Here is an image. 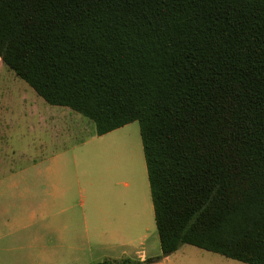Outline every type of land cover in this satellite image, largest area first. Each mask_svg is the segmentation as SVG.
<instances>
[{
    "label": "trees",
    "instance_id": "16d2710c",
    "mask_svg": "<svg viewBox=\"0 0 264 264\" xmlns=\"http://www.w3.org/2000/svg\"><path fill=\"white\" fill-rule=\"evenodd\" d=\"M0 58L99 137L139 122L164 254L264 264V0H0Z\"/></svg>",
    "mask_w": 264,
    "mask_h": 264
},
{
    "label": "crops",
    "instance_id": "0c3cea01",
    "mask_svg": "<svg viewBox=\"0 0 264 264\" xmlns=\"http://www.w3.org/2000/svg\"><path fill=\"white\" fill-rule=\"evenodd\" d=\"M1 61L0 58V222L3 228L11 230L14 226V231L18 232L36 224L53 226L59 234L60 241L66 244V254L64 258L63 252L57 247L53 252L51 264H71L75 250L85 251L84 245L79 247L74 244V226L79 222L84 228L82 240H86L88 245L93 242L104 247L141 250L136 252L135 261L158 259L151 264H175L172 262L174 254L166 257L163 253L160 238L151 242L148 249L145 248L153 231L151 222L149 227L146 226V220H151L153 216L155 219L148 176L146 182L137 186V177L134 178L131 173V180L123 183L125 191H122V194H125V197L128 194L129 197L130 193H135L136 197L143 201L142 210L137 207L134 211L126 203H123L122 207L119 194L112 202L114 212L111 219L105 215L101 217L94 185L88 178V170L83 164L88 162L89 157L96 156L94 143L110 133L99 137L95 127L92 135L75 141L69 149L56 150L49 156L40 154L39 161L35 162L33 169H11L10 129L21 130L27 129L28 126L47 127L49 121L57 139L62 131L71 133L74 127L89 130L92 124H85L76 118L73 119V128H70L61 122L71 116L70 114L59 112L54 114L48 111L45 116L41 105L37 106L39 101L35 94L29 92L23 84H10L11 74L3 71ZM15 87L21 91L19 96L22 98V104L27 106L17 107L10 104L9 97L13 96ZM22 139H25V134L18 132L17 137L15 136L16 142L20 144ZM39 145L44 146V142H39ZM131 157L135 162L131 164L132 172L134 165L138 166L139 163L136 156L132 154ZM62 163L66 164L65 167ZM43 164H47V167L42 168ZM128 197L123 199L128 202ZM12 208L18 209L13 217ZM76 209H79L77 213ZM132 213L135 215L134 218L129 217ZM7 235H11V231ZM0 238H4L1 232Z\"/></svg>",
    "mask_w": 264,
    "mask_h": 264
},
{
    "label": "rangeland",
    "instance_id": "374dc122",
    "mask_svg": "<svg viewBox=\"0 0 264 264\" xmlns=\"http://www.w3.org/2000/svg\"><path fill=\"white\" fill-rule=\"evenodd\" d=\"M1 64L4 66L3 71L11 74L10 84H23L29 92L35 94L39 101L37 106L41 105L45 116L48 111L54 114L58 112L66 115L70 114L71 116L61 121L70 128H73V119L76 118L85 124H92V128L89 130L74 127L71 133L62 131L57 139L56 132L49 121H47V127L35 128L28 126L27 129H10L11 138L9 137V139L12 151L9 156V163L11 169H33L35 162L38 163L39 161L40 154L49 156L56 150L69 149L75 141L86 139L88 135H92L95 132V124L92 121L69 108L49 105L2 61ZM14 89L13 96L9 97L10 104H14L17 107L27 106L21 102L22 98L19 96L21 91L16 87ZM4 100L5 102L7 101V99ZM27 104L29 105V102ZM18 132L25 134V139H22L20 144L15 140ZM40 140L44 142V146L39 145ZM94 144L97 150L96 156L89 157L88 162L83 165L88 170V178L94 185L101 208V217L103 218L105 215L111 219L112 212H114L111 207L112 202L117 199L119 194L121 195L120 202L122 207L123 203H126L134 211L137 207L142 210L143 201L141 198H137L135 193H130L129 197L128 194H126V197L125 194H122V191H125L123 183L131 180V173H133L134 178L135 176L137 177V186L146 182L148 176L139 122H133L118 129ZM132 154L134 157L136 156V161L139 164L138 166L134 165L131 172V164L134 162L131 157ZM65 165V163H62L63 167ZM46 167L47 164H43L42 168ZM127 197L128 202L123 199ZM78 211L79 209H76V213ZM17 212L18 209L12 208V217ZM134 216V213L129 215L131 218H134ZM150 222L153 231L151 239L146 242V249H148L151 242L159 240L154 216L151 220H146L147 227L150 226ZM3 227L0 222V232L4 234V238H0V264H51L53 252L57 247L63 252L62 256L65 258L66 244L60 241L59 234L53 226L36 224L25 231L18 232L14 231V226L11 230ZM10 231L11 235H7ZM83 232L82 224L80 222L76 223L73 232L75 237L74 244L79 247L84 245L86 248L85 251L75 250L74 260L71 264H99L105 261L125 259L135 261L137 260L136 252L141 251L121 247H104L95 245L93 242L88 245L86 240H82ZM149 255L151 254L149 253ZM172 262L175 264H244L190 245H184L177 253H174Z\"/></svg>",
    "mask_w": 264,
    "mask_h": 264
},
{
    "label": "water",
    "instance_id": "95a60500",
    "mask_svg": "<svg viewBox=\"0 0 264 264\" xmlns=\"http://www.w3.org/2000/svg\"><path fill=\"white\" fill-rule=\"evenodd\" d=\"M166 257L170 256V254H165Z\"/></svg>",
    "mask_w": 264,
    "mask_h": 264
}]
</instances>
